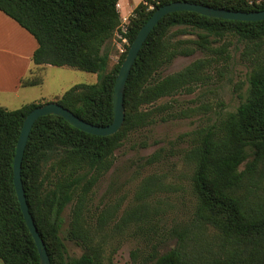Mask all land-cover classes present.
<instances>
[{"label": "trees", "instance_id": "obj_1", "mask_svg": "<svg viewBox=\"0 0 264 264\" xmlns=\"http://www.w3.org/2000/svg\"><path fill=\"white\" fill-rule=\"evenodd\" d=\"M171 1L176 0H141L130 15L126 33L118 0H0V10L36 39L37 69L70 66L98 73L97 82L75 84L53 100L88 122L108 125L114 118L116 78L131 42L154 10ZM184 1L232 10L264 9V0ZM117 32L129 45L108 69L110 56L104 47ZM238 42L240 60L249 72L247 96L235 111L217 112L223 101L214 106L210 101L194 104V100L178 99L222 82L231 67L232 46ZM197 52L201 56L179 70L163 73L177 57ZM31 74L33 70L22 78L24 86L43 82V76ZM164 98L169 99L159 102ZM40 104L0 106V258L5 264H40L13 183V160L24 118ZM124 106V123L112 135L85 132L54 114L40 117L32 127L21 174L51 264H104L99 238L105 241L114 221V229L127 228L129 234L142 238L126 264H264V19L229 20L194 11L167 14L139 51L126 84ZM212 112L217 113L215 119L210 117ZM194 117L201 119L199 124L180 134L181 146L169 151L191 169L195 201L189 222L170 228L161 225L160 208L153 203L154 186L162 184L156 172L141 181L134 203L119 218H114L119 203L115 211L93 205L95 186L114 167L116 150L132 134L158 122ZM141 144L146 146L145 141ZM165 155L161 147L144 164L157 166ZM69 204L64 232L63 213ZM207 225L217 230L214 246L189 250L193 229ZM169 239L174 244L167 249ZM66 240L82 253L70 256Z\"/></svg>", "mask_w": 264, "mask_h": 264}, {"label": "rangeland", "instance_id": "obj_2", "mask_svg": "<svg viewBox=\"0 0 264 264\" xmlns=\"http://www.w3.org/2000/svg\"><path fill=\"white\" fill-rule=\"evenodd\" d=\"M122 1L123 3L119 2L118 6L122 17L121 28L123 31L129 23L133 9L141 0ZM251 1L258 3L257 0ZM127 45H129L128 39L124 38L122 32L115 33L108 40L104 47V50L110 56L108 69L119 62L121 55L127 51ZM241 47L242 44L239 42L232 46L233 59L231 67L222 82L215 87L209 85L196 90L192 94L180 95L178 99L181 101L194 100V104H199L200 101H210L214 106L219 101H223V106L216 107L217 112L235 111L240 103L245 100L248 89L249 68L240 60ZM199 56H201L200 52L192 56H179L163 69V73L167 74L179 70ZM33 74L43 76V82L34 85L32 88L21 89L16 96L0 101L1 106L16 109L37 98L42 103L54 101L55 96H61L75 84L95 83L99 79L98 73L70 66L50 65L43 70L35 68ZM28 90V93L25 92ZM1 98L4 99V96L2 95ZM168 99L164 98L159 102ZM216 116L217 113L214 112L210 115L212 119H215ZM200 121L201 119L195 117L176 118L166 122H158L142 132L132 134L130 139L116 150L117 158L114 167L95 186L93 205L104 207L105 211H115L114 206L119 203L117 215L114 217L119 218L124 209L134 203L133 196L141 181L156 172L160 176L162 184L154 186L157 195H155L153 203L160 208L161 225L170 228L189 222L193 216L195 201L190 187L191 169L177 155L172 156L169 151L173 147L181 146V143L177 141L178 136L191 131ZM142 141L146 142V146L141 144ZM161 147L164 148V154H166L164 159L157 166L145 165V159ZM111 183L112 188L109 189ZM71 207L72 205L69 204L63 213L65 218L64 232L68 228ZM96 211L99 213V209ZM114 224H116L115 221L110 223L108 228L111 231H107L105 241L102 237L99 238L103 242V263L126 264L131 260L132 249L142 243V238L129 234L127 228L124 231L114 229ZM193 232H195L194 238L189 240L188 243L189 250L199 247L208 249L214 246L215 236L218 233L211 225L200 228L195 227ZM65 242L70 256H79L82 253V249L75 246L71 241L66 240ZM173 244L174 240L169 239L165 248L169 249Z\"/></svg>", "mask_w": 264, "mask_h": 264}, {"label": "water", "instance_id": "obj_3", "mask_svg": "<svg viewBox=\"0 0 264 264\" xmlns=\"http://www.w3.org/2000/svg\"><path fill=\"white\" fill-rule=\"evenodd\" d=\"M175 11H194L202 15L229 20L257 21L264 19V9L256 11L232 10L225 8H215L207 4L184 0H176L163 4L154 10L152 15L139 29L135 38L131 42L125 58L120 66L113 92L114 118L110 124L97 125L88 122L56 101L42 103L33 108L26 115L21 127L18 141L16 143V150L13 160V183L26 225L36 243L40 256V264H51V260L47 251V246L40 235L30 212L21 174L25 148L34 123L42 116L54 114L63 117L73 126L91 134L112 135L118 132L125 120L124 95L126 84L139 51L146 41L148 35L158 24V22L167 14Z\"/></svg>", "mask_w": 264, "mask_h": 264}, {"label": "crops", "instance_id": "obj_4", "mask_svg": "<svg viewBox=\"0 0 264 264\" xmlns=\"http://www.w3.org/2000/svg\"><path fill=\"white\" fill-rule=\"evenodd\" d=\"M119 2L123 3L122 0H118ZM37 46L32 34L0 10V94L4 96L3 99L0 95V101L16 96L21 89L34 87L24 86L21 80L37 68L33 62V53ZM47 66L50 65L43 66L41 70ZM25 92L28 93L29 90ZM36 101L38 98L29 102ZM0 264H5L1 258Z\"/></svg>", "mask_w": 264, "mask_h": 264}, {"label": "built area", "instance_id": "obj_5", "mask_svg": "<svg viewBox=\"0 0 264 264\" xmlns=\"http://www.w3.org/2000/svg\"><path fill=\"white\" fill-rule=\"evenodd\" d=\"M262 1H263V0H257L258 3L262 2ZM123 32H125V33L127 32V27H125V28L123 29ZM124 38H126V37L124 36Z\"/></svg>", "mask_w": 264, "mask_h": 264}]
</instances>
